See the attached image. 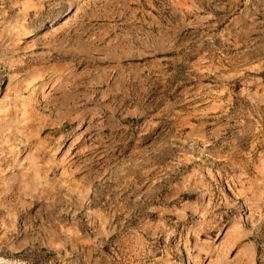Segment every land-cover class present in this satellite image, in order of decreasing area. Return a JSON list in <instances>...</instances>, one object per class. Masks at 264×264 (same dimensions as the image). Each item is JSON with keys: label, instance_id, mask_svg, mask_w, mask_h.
I'll use <instances>...</instances> for the list:
<instances>
[{"label": "rangeland", "instance_id": "obj_1", "mask_svg": "<svg viewBox=\"0 0 264 264\" xmlns=\"http://www.w3.org/2000/svg\"><path fill=\"white\" fill-rule=\"evenodd\" d=\"M0 48V94L42 117L0 137V264H264V214L215 249L242 225L227 176L264 209V0H0Z\"/></svg>", "mask_w": 264, "mask_h": 264}, {"label": "bare ground", "instance_id": "obj_2", "mask_svg": "<svg viewBox=\"0 0 264 264\" xmlns=\"http://www.w3.org/2000/svg\"><path fill=\"white\" fill-rule=\"evenodd\" d=\"M25 38V37H24ZM21 40H22V38H20ZM15 40V39H14ZM16 40H17V38H16ZM20 40V41H21ZM23 40H25V39H23ZM26 40H27V38H26ZM18 41V40H17ZM16 43V41H13V43ZM10 43V42H9ZM12 43V42H11ZM22 43V42H21ZM25 44V43H24ZM28 44V43H27ZM10 45V44H9ZM8 46V45H7ZM13 46H15L12 50H18V48H24V46H22L21 44H15V45H13ZM26 46V45H25ZM4 47V46H3ZM9 47V46H8ZM5 48V47H4ZM26 48H29V47H26ZM1 49V48H0ZM8 49V48H7ZM10 49H11V46H10ZM10 49H8V50H10ZM21 49H19V50H21ZM12 50H10V51H12ZM6 51V50H5ZM23 51V50H22ZM16 52V51H15ZM4 53V52H3ZM8 53V52H7ZM13 53V52H12ZM11 54V53H10ZM140 54V53H139ZM5 54H3V56H4ZM7 56V55H6ZM2 57V56H1ZM11 65V64H10ZM15 73V72H14ZM15 74H17V72L15 73ZM14 74V75H15ZM21 74V73H20ZM19 74V75H20ZM16 76V75H15ZM22 76V75H21ZM21 76H19V77H21ZM19 77L18 78H16V80H18V82H19ZM11 79H9V83H8V85H7V87H6V89H5V91L4 92H2L1 94H0V121H4L3 120V118H5V117H7V118H9V120H7V121H9V124H10V126L12 127L10 130H8L9 128H10V126H8L7 128H6V130H8L7 132L8 133H6V134H3V135H0V137L1 138H5V141H4V139L2 140L1 138H0V140H2L1 142H5V143H7V142H12V140H14L15 139V137L17 136V140L15 139L14 141H16V143H20V137L21 138H24V139H27V138H29V137H27V131H28V117H27V111H28V109L29 108H32V109H34V111H33V115L35 116V119L37 120V121H39V122H41V118L42 117H40V115H39V113H38V111L41 109H37L36 107H37V105H40V103H39V101L37 100V99H39V98H37L38 97V95H37V93H34V91H33V95H32V97H33V99H29V100H31V101H28L27 100V98L25 99V98H23L24 96H22L21 97V95H20V93H18V92H21V90L20 91H13L14 93H12V95H10L9 94V92H12V86H13V82H14V79H13V76H11L10 77ZM17 83V82H16ZM15 85V84H14ZM19 86L21 85V84H18ZM17 86V85H16ZM14 87V88H16V90H18V87ZM23 85H21L20 87H22ZM19 87V88H20ZM25 88H27V87H25ZM15 90V89H14ZM32 91V90H31ZM38 93H39V91H38ZM31 97V98H32ZM28 98H30V97H28ZM36 103V104H35ZM36 108V109H35ZM30 114V113H29ZM32 115V114H31ZM5 116V117H4ZM32 118V117H31ZM6 119V118H5ZM1 122V123H2ZM6 122V121H5ZM4 123V122H3ZM7 123V122H6ZM5 123V124H6ZM7 125V124H6ZM1 127H2V125H0ZM1 130V129H0ZM5 130V131H6ZM39 130V129H38ZM3 131V130H2ZM43 132V131H42ZM37 133H39V132H37ZM195 133V132H194ZM203 134V133H202ZM30 135V134H29ZM34 135H36V133L34 134ZM38 135V134H37ZM32 137H33V135H32ZM31 137V138H32ZM38 137V136H37ZM36 138V137H35ZM192 138H194V137H192ZM32 139H34V138H32ZM207 138H205V134L204 135H201V136H199L196 140H194L195 142H198V143H200L201 144V146L202 147H207V146H209V144L207 143V140H206ZM0 142V143H1ZM42 142V141H41ZM41 142H39V143H41ZM41 144H43V143H41ZM12 145V144H11ZM40 145V144H39ZM38 145V146H39ZM9 146V145H8ZM35 146V145H34ZM40 146H42V145H40ZM15 148H17L16 146H15ZM40 148V147H39ZM8 149V148H7ZM36 149H37V147H36ZM57 149H59V148H57ZM12 150V149H11ZM22 150V149H21ZM32 150V149H31ZM38 150V149H37ZM60 150V149H59ZM1 151V153H2V150H0ZM4 151H6V150H4ZM18 151V150H17ZM16 151V152H17ZM39 151V150H38ZM56 151H58V150H56ZM34 152H36V151H34ZM39 152H41V151H39ZM12 153V152H11ZM62 153V152H61ZM54 154H56V153H54ZM59 154V153H58ZM28 155V154H27ZM26 155V156H27ZM21 156H23V159H24V155H19V157H21ZM32 156V155H31ZM62 156V155H61ZM60 156V157H61ZM3 157V156H2ZM59 157V158H60ZM63 157V156H62ZM38 158V157H37ZM59 158H56L55 156H54V159L53 160H49L48 162H46L45 164H44V166H42V168H41V171L40 172H44L45 173V176H43V177H48V175H49V169H50V167H51V165L52 164H55V166L57 165V166H60V172H59V175H60V177L62 178V177H64L65 175H66V169L63 167V165L61 164V160L59 159ZM15 158H13V160H14ZM21 159V158H20ZM26 159V158H25ZM30 159L32 160V162H30V161H27V162H30V163H33V167L32 168H34L35 170H36V167H35V165L36 164H38L37 162H39L38 161V159L36 160L35 158H33V157H30ZM16 161H17V159H15ZM27 160V159H26ZM26 160H24L25 162H26ZM15 161V162H16ZM21 161V160H20ZM14 162V161H13ZM13 162L11 163L12 165H13ZM14 162V163H15ZM17 162H19V160L17 161ZM17 162L15 163V164H17ZM42 162V161H41ZM22 163H24V162H22ZM22 163H18V164H21L22 165ZM25 164V163H24ZM29 165V164H28ZM31 165V164H30ZM62 165V166H61ZM16 166H18V165H16ZM15 166V167H16ZM14 167V166H13ZM12 167V168H13ZM14 167V168H15ZM19 167V166H18ZM21 167V166H20ZM23 167H25V166H23ZM23 167H21L22 169H23ZM31 167H29V168H27V170L25 169L24 170V172L26 171V173L28 172V174H29V171L31 170H33ZM40 167V166H39ZM11 168V167H10ZM31 168V169H30ZM38 169H40V168H37V171H38ZM35 170H34V173H35ZM197 172V171H196ZM211 171H210V169H208V171H207V173H210ZM33 173V174H34ZM44 173H42V174H44ZM36 174H37V172H36ZM36 174H35V177H36ZM197 174V173H196ZM31 175V174H30ZM198 175V174H197ZM203 175V174H202ZM200 176V178L201 177H203V176ZM209 175V174H208ZM212 175V174H211ZM29 176V175H28ZM31 176H33V175H31ZM30 176V177H31ZM37 176H38V174H37ZM195 176V175H194ZM35 177H33V178H35ZM39 177V176H38ZM38 177H36V179L38 178ZM206 177V176H205ZM27 179V178H26ZM39 179V178H38ZM45 180V184H43V186H51L52 185V181H50L49 179L50 178H48V179H46V178H44ZM190 179V178H189ZM203 179H205V178H203ZM232 178H230V177H226L225 178V180L227 181V185H228V190L229 191H231V193L233 194V196H235L236 198H238V199H243V202H239V204H240V206H239V208H240V210H241V215H239V217H237L236 219L238 220V222L240 223V224H242L241 226H238L239 225V223H238V227H235L236 225L235 224H230V226H229V228H228V230H226L224 233H225V236H223V238L222 239H218V241H220V243L218 244L217 242V244H216V250L218 251V252H221V251H223L224 250V248H226L227 249V253L228 254H231L232 255V253L233 252H235L236 251V253H237V255L239 254L240 256H241V252H243L244 251V249L245 248H247V247H245V245H244V241L245 240H248L249 238H250V236H252V234H253V232H256L255 231V228L256 227H258L259 225H260V223L262 222V220H263V214H264V209L261 207V204H260V206L258 205V204H256V203H253L251 200L252 199H250L249 198V195H251V191H249L250 189H246L244 186H241V187H237V186H235L234 187V185L230 182V180H231ZM199 180V179H198ZM40 181H42L41 180V178H40V180H39V182ZM56 181V180H55ZM59 181V180H58ZM189 181V180H188ZM202 181V180H201ZM204 181V180H203ZM28 182V181H27ZM42 183V182H41ZM56 183V182H55ZM198 184H199V182H197ZM196 183V184H197ZM203 183V182H202ZM54 184V183H53ZM66 183H63V185H65ZM191 184V183H190ZM80 185V184H79ZM89 185V184H88ZM66 186V185H65ZM83 186V185H82ZM81 186V187H82ZM89 189V188H88ZM204 190H206V188H203ZM86 190V189H85ZM77 191V190H76ZM83 191V190H82ZM208 191V190H207ZM80 192V191H79ZM88 192V191H87ZM203 194V193H202ZM206 194V193H205ZM48 195V194H47ZM206 196V195H205ZM82 197H83V195H82ZM251 198H252V196H251ZM212 200H208V202H207V204L208 205H205V206H207L208 208L210 207V205H211V207H210V209L208 210V211H206L202 216H201V218H202V222L200 223V224H204L205 223V220H206V218L210 215V214H212L211 213V210H213L214 208L212 207L213 205L211 204L212 202H211ZM256 201V200H255ZM204 202H206V201H204ZM229 203V202H228ZM259 203V202H258ZM204 204V203H203ZM235 204V203H234ZM237 204V203H236ZM197 206V205H196ZM202 207H203V205H201ZM199 208V207H198ZM198 208H196V211L197 212H199V211H203V209L204 208H201L199 211L197 210ZM177 210V209H176ZM186 210V209H185ZM206 210H207V208H206ZM237 210V209H236ZM198 215V214H197ZM213 215V214H212ZM1 216V215H0ZM199 216V215H198ZM199 218H200V216H199ZM200 218V219H201ZM222 219H224V218H222ZM234 222V221H233ZM247 226H249L250 227V229H247ZM192 227V226H191ZM238 228V229H237ZM172 234V233H171ZM206 233H198V231L196 232V235H198L199 237L200 236H203V235H205ZM195 235V236H196ZM223 235V234H222ZM219 237H221V236H219ZM196 238V237H195ZM189 241V240H188ZM187 243H189V242H187ZM57 244H59V243H57ZM187 245V244H186ZM56 246H58V245H56ZM60 246V245H59ZM187 248V247H186ZM203 248V247H202ZM255 248L253 247V246H251V247H249V251H250V253H249V255H248V257L246 258V260H247V262H246V264H255V250H254ZM189 250V249H188ZM204 250H206V249H204ZM215 250V251H216ZM203 251V250H202ZM201 251V252H202ZM216 251V252H217ZM190 252H191V250H190ZM189 252V253H190ZM209 252H210V250H209ZM208 252V253H209ZM207 253V252H206ZM211 253V252H210ZM212 254V253H211ZM216 254V253H215ZM187 260L188 261H190L191 262V257H190V254H188V256H187ZM240 261V260H239ZM190 264V263H189ZM195 264V263H194Z\"/></svg>", "mask_w": 264, "mask_h": 264}]
</instances>
